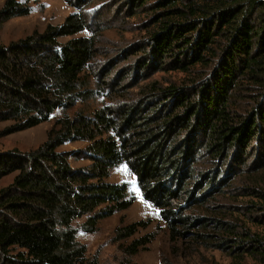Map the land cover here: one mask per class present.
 <instances>
[{"label": "trees", "instance_id": "obj_1", "mask_svg": "<svg viewBox=\"0 0 264 264\" xmlns=\"http://www.w3.org/2000/svg\"><path fill=\"white\" fill-rule=\"evenodd\" d=\"M64 1L76 11L61 24L0 42V123H10L0 135L61 112L37 148L0 152V179L14 174L0 189V264H96L77 235L133 204L126 184L107 181L122 164L172 239L212 244L213 230L218 248L264 264V0ZM108 7L149 23L119 52L140 54L119 78L109 77L117 54L99 41ZM30 11L4 0L0 25ZM173 71L180 83L149 82L136 95L123 83ZM71 142L86 146L60 150ZM69 157L90 163L73 168ZM220 197L227 204L211 211ZM240 200L246 210L231 208ZM146 224L115 229L125 255L146 250L150 234L122 243Z\"/></svg>", "mask_w": 264, "mask_h": 264}, {"label": "rangeland", "instance_id": "obj_2", "mask_svg": "<svg viewBox=\"0 0 264 264\" xmlns=\"http://www.w3.org/2000/svg\"><path fill=\"white\" fill-rule=\"evenodd\" d=\"M27 4L30 8V14L23 17L12 18L0 25V42L8 44L10 41H15L19 38L31 34L33 31H42L47 25H59L63 22L66 16L74 13L76 9L70 7L64 0H19ZM4 0H0V7ZM109 5H118L111 3ZM112 7V6H111ZM114 7L110 12L108 10L102 14L101 19L110 27L101 33L100 42H103L112 50L114 55L112 58L115 66L113 74L109 77L119 78L123 74H127L131 69L130 65L138 55H127L121 57L119 52L131 44L141 41L146 35V30L149 27L146 15L127 17L124 12H115ZM123 9V8H122ZM88 37L86 32L78 34V36ZM66 40V39H62ZM114 50V51H113ZM126 54V50L122 51ZM121 57V58H120ZM111 58V59H112ZM185 77V74L178 71L173 72H155L148 79L133 81L132 78H126L123 83H129L131 95H136L139 87L146 85L149 82L157 81L160 84L180 83ZM109 78V79H110ZM111 80V79H110ZM136 84V85H135ZM93 108H97L100 102H90ZM74 112V109L68 114ZM61 116L60 111H56L48 122L42 123L34 128L8 134L0 135V152L12 149H17L21 152H27L40 146L47 137V132L52 127L56 117ZM9 122L0 123V131L9 126ZM86 146L85 142H71L60 148L61 151H79ZM69 163L73 168H81L89 165V161L84 159H75L69 157ZM14 174L8 175L0 179V189H4L12 182ZM107 181L114 184H126L128 196L134 198L133 204L125 211L116 212L112 216L101 220L98 223L97 231L93 234L79 233L77 240L85 245L87 256L91 260H95L96 264H260L258 259L248 253H240L242 250L235 248L221 249L216 246L218 243L217 233L213 230H208V233H214L212 244L203 243L202 240H195L192 234H186L180 239H172L165 223L160 219L158 211L149 203L143 200L140 190L137 186L135 177L131 174L125 164L115 167L110 170ZM236 206L232 205L233 209L246 210V202L240 200ZM247 201V200H246ZM232 203V202H230ZM227 204L223 197L217 201V204H211L212 210H219ZM233 204V203H232ZM256 218L262 215L255 213ZM263 217V216H262ZM84 219L78 220L77 225L81 224ZM143 221L147 227L142 228L138 233L122 242L124 245L131 242L133 239L144 235H151V242L147 245L146 250L140 251L134 256H127L119 247L120 242H115L114 231L122 225ZM240 221L243 224L242 217ZM250 225L253 231H260L259 226ZM196 232H199L196 230ZM211 242V240H210Z\"/></svg>", "mask_w": 264, "mask_h": 264}]
</instances>
